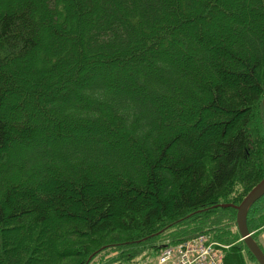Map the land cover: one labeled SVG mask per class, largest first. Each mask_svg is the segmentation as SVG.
Wrapping results in <instances>:
<instances>
[{
	"label": "trees",
	"instance_id": "16d2710c",
	"mask_svg": "<svg viewBox=\"0 0 264 264\" xmlns=\"http://www.w3.org/2000/svg\"><path fill=\"white\" fill-rule=\"evenodd\" d=\"M263 98L264 0H0V264L256 260Z\"/></svg>",
	"mask_w": 264,
	"mask_h": 264
},
{
	"label": "built area",
	"instance_id": "2783aa9c",
	"mask_svg": "<svg viewBox=\"0 0 264 264\" xmlns=\"http://www.w3.org/2000/svg\"><path fill=\"white\" fill-rule=\"evenodd\" d=\"M225 244L202 233L161 249L153 264H225ZM143 264H149L144 261Z\"/></svg>",
	"mask_w": 264,
	"mask_h": 264
},
{
	"label": "water",
	"instance_id": "95a60500",
	"mask_svg": "<svg viewBox=\"0 0 264 264\" xmlns=\"http://www.w3.org/2000/svg\"><path fill=\"white\" fill-rule=\"evenodd\" d=\"M264 108V98H263ZM264 194V177L248 192L240 204H234L237 208V223L238 228L243 236L244 241L254 253L260 264H264V250L254 238L252 231L248 227L247 213L250 205ZM232 203H221L223 206H228Z\"/></svg>",
	"mask_w": 264,
	"mask_h": 264
},
{
	"label": "rangeland",
	"instance_id": "374dc122",
	"mask_svg": "<svg viewBox=\"0 0 264 264\" xmlns=\"http://www.w3.org/2000/svg\"><path fill=\"white\" fill-rule=\"evenodd\" d=\"M211 31H212V34L214 35L215 34V37L216 38H220L222 37L223 35L226 36L224 33H218V31L216 30V23L215 22H212L211 23ZM21 97L19 95H12V98L7 102H5V105L3 106L2 108V113L4 114V117H11V113H10V110L8 108V105L10 104V101L13 100V101H21L20 99ZM27 104H30L32 101H25ZM12 118V117H11ZM10 120V119H9ZM256 231H254V234L256 235ZM259 236V239L262 241V243L264 244V232L261 233ZM238 241H240V239H238ZM156 256V253H153L152 255L149 256V260H153L154 257ZM247 263L248 264H260L259 261L257 260H254V259H251L249 258L247 260Z\"/></svg>",
	"mask_w": 264,
	"mask_h": 264
},
{
	"label": "bare ground",
	"instance_id": "6f19581e",
	"mask_svg": "<svg viewBox=\"0 0 264 264\" xmlns=\"http://www.w3.org/2000/svg\"><path fill=\"white\" fill-rule=\"evenodd\" d=\"M263 195H264V194H263ZM258 199H259V198H258ZM252 204H253V203H252ZM252 204H251V205H252ZM251 205H250V207H251ZM250 207H249V208H250ZM236 209H237V208H236ZM248 211H249V209H248ZM237 214H238V212H237ZM247 215H248V213H247ZM240 240H243V241H244L242 235H241V239H240ZM222 243L225 244V247H224L225 249L229 248L230 244H226V243H224V242H222ZM160 252H161V251H159V253L156 255V259L158 258ZM225 261H226V260H225Z\"/></svg>",
	"mask_w": 264,
	"mask_h": 264
}]
</instances>
